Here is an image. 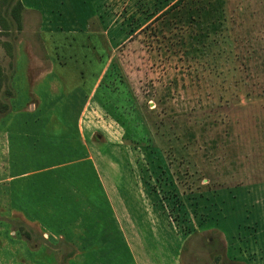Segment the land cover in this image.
<instances>
[{"label":"rangeland","instance_id":"rangeland-1","mask_svg":"<svg viewBox=\"0 0 264 264\" xmlns=\"http://www.w3.org/2000/svg\"><path fill=\"white\" fill-rule=\"evenodd\" d=\"M9 1L0 0V28L11 20ZM22 1L34 6L32 0ZM92 1L109 37L120 43L134 36L114 56L134 87L136 109L147 104L157 110L151 115L158 114L159 136L154 143L134 141L129 148L119 143L113 149L104 143L102 149L133 157V162L117 166L125 179L121 188L139 199L135 204L140 209L149 206L146 234L156 233L145 242L146 251L152 253L149 264H228L222 240L215 235L209 242L208 232L203 231L207 213L200 206L207 198L206 189L213 188L216 193L210 199L226 200L225 209L236 211L230 205L232 197L251 193L255 185L264 186V0H182L174 12L156 20L176 0ZM46 2L38 0L36 5L43 10L42 19L40 14L27 15L23 30L12 32L34 46L39 56L45 52L37 30L68 29L67 25L79 30L83 26L79 9L88 0L80 6L76 0ZM47 8L51 11L46 13ZM10 59L3 49L0 60ZM6 95L0 93V107ZM257 200L261 202L253 194L246 200L250 219L240 212L238 222L245 227L237 229L239 239L236 235L226 239L229 255L237 258L235 250L243 252L248 245L237 241H248L249 231H254L257 235L251 241L261 259L254 254L253 263L264 264V208L260 220L254 211ZM209 201L205 203L211 210H221ZM66 224L56 228L57 236H69L73 245L80 246L76 229L69 234L73 224ZM214 224L237 233L228 220L226 227L220 221ZM15 225L24 234H35L19 220ZM71 245L61 239L48 243L47 249L61 252L63 264H68L74 257L69 256Z\"/></svg>","mask_w":264,"mask_h":264},{"label":"crops","instance_id":"crops-1","mask_svg":"<svg viewBox=\"0 0 264 264\" xmlns=\"http://www.w3.org/2000/svg\"><path fill=\"white\" fill-rule=\"evenodd\" d=\"M19 1L23 5L22 26L9 23V27L0 28V54L6 49L11 58L7 63L0 60V93L7 94L0 107V264H63L62 253L49 251L47 245L61 239L73 243L69 236H57L56 228L67 222L73 224L69 234H75L76 229L81 241V247L71 245L69 256L74 257L68 264H149L152 253L146 251L145 242L150 234L156 236L153 230L146 234L149 206L140 209L135 204L139 199L121 188L125 179L117 166L133 162V157L102 150L104 143L112 149L119 143L134 146L127 134L131 117L118 118L96 97L114 65L135 95L122 62L114 56L116 49L134 36L120 43L109 37L94 2L88 0L89 7H82L85 0H76L83 26L79 30L71 25L68 29L37 30L45 52L39 56L34 46L12 32L23 30L27 15L40 14L42 19L43 10L37 8L38 0H32L34 6ZM46 3L53 4L52 0ZM101 35L105 46L99 42ZM124 184L129 185L127 181ZM215 190L206 189L207 198L200 206V211L207 213L203 231L208 232L209 242H214L215 235L222 240L228 264H254L252 256L261 257L252 244L256 233L250 227V239L237 241L248 244L243 252L235 250L237 258L229 255L226 238L236 235L239 239L237 229L245 227L238 222L240 212L250 219L246 200L252 199V194L261 199L259 205L254 203V211L262 219L264 186L255 185L251 193L242 191L239 197H232L230 205L236 206L232 212L225 209L229 205L226 200L210 199ZM209 199L221 210H211L206 205ZM16 220L33 228L35 234L22 233ZM227 220L237 233L227 231ZM219 221L226 231L214 224Z\"/></svg>","mask_w":264,"mask_h":264},{"label":"trees","instance_id":"trees-1","mask_svg":"<svg viewBox=\"0 0 264 264\" xmlns=\"http://www.w3.org/2000/svg\"><path fill=\"white\" fill-rule=\"evenodd\" d=\"M10 3L13 5L10 9L11 20H9V23L11 26L20 28L22 26L21 10L23 5L19 0H10L9 4ZM181 3L182 0H176L153 20L174 12L178 7H180ZM10 24L5 25L4 27H9ZM99 42L102 44V46H105V41L102 35L100 36ZM104 59L105 57H103V60ZM108 73L109 74L101 83L100 88L97 91V99L100 100L102 104L118 118H121L122 116L126 117V115H128L126 118L129 120L130 115L131 121L128 122L127 125V134L133 139V142L135 141L136 144L149 145L152 140V143H154L153 139L155 137L157 139L159 136V134H157L159 130V124L156 121L158 114H154L157 112V110L150 109V106L148 107L147 104L144 106L140 105L139 109H136L135 104L138 100H136V96L132 94L120 68L114 65L111 67ZM1 75L2 74L0 73V78ZM134 99L136 101L135 103ZM152 112H154L153 115H151ZM150 129L152 133L150 132Z\"/></svg>","mask_w":264,"mask_h":264}]
</instances>
